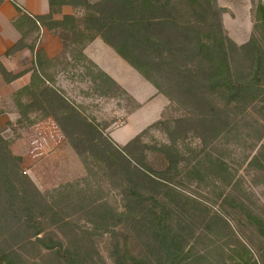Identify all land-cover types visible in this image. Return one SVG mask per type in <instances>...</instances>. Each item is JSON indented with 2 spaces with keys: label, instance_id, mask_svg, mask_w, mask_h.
I'll list each match as a JSON object with an SVG mask.
<instances>
[{
  "label": "rangeland",
  "instance_id": "rangeland-1",
  "mask_svg": "<svg viewBox=\"0 0 264 264\" xmlns=\"http://www.w3.org/2000/svg\"><path fill=\"white\" fill-rule=\"evenodd\" d=\"M217 3L224 9L222 22L227 35L238 46L247 44L254 32L256 8L264 0ZM50 36L61 41L53 33ZM98 44L105 51L95 53L103 55V61L142 104L127 125L120 127L134 104L125 96L100 97L83 66H76L63 46L45 71L53 79L52 85L90 121L100 124L106 135L120 127L113 138L127 145L160 118L167 99L163 95L153 97L155 89L150 83L101 39ZM16 67L28 73L34 61L30 55H23ZM17 91L2 88L0 96V260L8 255L16 264H65L55 250L38 243L31 235L33 231L24 225L20 210L30 207L34 217L44 223L39 237L62 240L66 248L79 255L80 264H125L126 241L133 259L127 264H140L141 259L165 264V239L155 235L150 219L141 215L119 217L124 186L114 170L95 162L92 156L86 164L54 119L31 113L29 120L22 121L14 96ZM28 103L30 100L24 98L23 104ZM184 116L183 111L170 108L163 119L173 122ZM181 127L183 131L176 132L184 161L164 194L165 202L171 204L170 224L179 238L176 250L182 264H264L263 104L253 105L231 132L206 149L193 133L185 134L189 124ZM143 142L152 148L145 150L144 162L156 170L165 169L161 153L153 147L169 143L168 134L153 130ZM133 152L141 158L137 148ZM15 157L22 161H15ZM218 160L224 163L221 170L213 165ZM49 206L61 210L62 223L53 225L54 213Z\"/></svg>",
  "mask_w": 264,
  "mask_h": 264
},
{
  "label": "trees",
  "instance_id": "trees-1",
  "mask_svg": "<svg viewBox=\"0 0 264 264\" xmlns=\"http://www.w3.org/2000/svg\"><path fill=\"white\" fill-rule=\"evenodd\" d=\"M5 1L0 0V6ZM10 1L18 13L13 26L21 39L5 56L25 49L35 55L30 83L14 94L21 120H29L31 113L42 114V119H54L86 164L92 156L95 162L111 167L124 186V205L119 217L141 215L150 219L155 235L165 239V264H182L183 259L176 250L179 238L170 224L171 204L165 202L164 194L166 185L177 179L184 161L176 130L183 131L181 124H189L191 128L184 130L185 134L186 131L193 133L206 149L231 132L238 119L253 105L262 103L264 109V3L256 8L252 38L247 44L238 46L225 32L224 9L218 6L217 0H99L95 3L49 0L50 12L38 16L26 13L14 0ZM65 6L72 7L76 13L55 19ZM43 29L59 36L64 51L70 53L76 66H83L100 97H127L134 104L131 113L139 107L126 90L84 54L85 48L96 38L112 47L169 99L166 111L179 109L186 116L173 122L162 117L127 145L117 144L100 124L90 121L52 85L53 79L45 70L52 66L54 59L38 49ZM26 73L13 74L0 61V74L7 83ZM24 98L30 103L23 104ZM153 130L169 136V143L153 147L163 157V170H156L144 162L145 150L152 148L143 141ZM134 148L139 150L141 158L133 152ZM14 160L22 161L21 157ZM213 163L214 168L220 170L224 165L220 160ZM48 209L54 213L53 225L63 222L59 218L61 210L50 206ZM20 211L24 225L33 231L31 235L38 243L47 250H55L65 264H80L79 255L66 248L62 240L39 237L44 232V223L34 217L30 207ZM124 248L122 257L127 264L128 260H133L127 241ZM139 263L151 264L144 259ZM0 264L16 263L10 256L2 255Z\"/></svg>",
  "mask_w": 264,
  "mask_h": 264
},
{
  "label": "crops",
  "instance_id": "crops-1",
  "mask_svg": "<svg viewBox=\"0 0 264 264\" xmlns=\"http://www.w3.org/2000/svg\"><path fill=\"white\" fill-rule=\"evenodd\" d=\"M26 13L34 16L38 15H46L50 12V5H49V0H14ZM76 12L74 9L70 6H65L62 9V13L59 15L55 16V19L60 20L64 15H73ZM18 17V13L12 4L10 0L5 1L1 6H0V61L3 63V65L6 67V69L13 73V74H18L21 73L23 69L17 68L16 63L21 64V58L23 55H30L31 60L35 62V55L29 51L28 49H25L13 56H5V53L7 50H9L13 45H15L20 39H21V34L19 31L13 26V21ZM51 32L43 29L41 33V38L38 43V49H43L46 52V55L49 59L53 60L56 58L59 53L62 50V43L59 41L57 38H52ZM47 37H51V40H47ZM99 39L101 38H96L92 43H90L84 50V54L91 59L93 62H95L104 72H106L110 77H112L126 92L137 102L139 107L130 113L126 121L124 122L123 125L120 127H123L128 124L129 119L138 111L141 109L142 104L137 101V99L130 93L128 87L126 84L122 83L118 75L112 71V68L109 67L108 62L103 61V55L98 56L97 53H95L96 50H104L105 48H102L101 45H99ZM44 40H46L44 42ZM102 40V39H101ZM103 41V40H102ZM47 42V43H46ZM104 42V41H103ZM108 45V44H107ZM109 46V45H108ZM110 47V46H109ZM112 48V47H111ZM113 49V48H112ZM114 51V49H113ZM115 52V51H114ZM95 53V54H94ZM116 53V52H115ZM117 54V53H116ZM118 55V54H117ZM119 56V55H118ZM124 60V59H123ZM125 61V60H124ZM126 62V61H125ZM127 63V62H126ZM128 64V63H127ZM129 65V64H128ZM134 69V68H133ZM139 73V72H138ZM140 74V73H139ZM141 75V74H140ZM142 76V75H141ZM32 77V72H28L22 77L16 79L15 81L11 83H7L3 78L2 75L0 74V96H2V88H11L12 92H15L17 90L22 89L23 87L27 86ZM143 77V76H142ZM144 78V77H143ZM145 79V78H144ZM146 80V79H145ZM147 81V80H146ZM150 83L149 81H147ZM151 84V83H150ZM152 85V84H151ZM153 86V85H152ZM154 87V86H153ZM155 89V94L153 97H156L158 95H163L158 92V90L154 87ZM164 96V95H163ZM152 97V98H153ZM167 99V104L164 106V108L161 111L160 118L157 120H161L164 112L166 109L170 106V101L169 99L164 96ZM0 119H2V115H0ZM155 121V122H157ZM153 122L152 124H154ZM150 124L149 126H151ZM148 126V127H149ZM114 128L110 131V137L113 139L114 142H116L113 138L114 132L120 128ZM147 127V128H148ZM145 128V129H147ZM144 129V130H145ZM143 130V131H144ZM141 133V132H140ZM139 133V134H140ZM138 134V135H139ZM134 139V138H133ZM117 143V142H116ZM119 144V143H117ZM121 146H125L122 144H119Z\"/></svg>",
  "mask_w": 264,
  "mask_h": 264
}]
</instances>
